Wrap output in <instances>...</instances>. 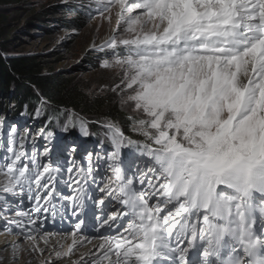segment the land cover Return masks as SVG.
<instances>
[{"label":"snow or ice","instance_id":"obj_1","mask_svg":"<svg viewBox=\"0 0 264 264\" xmlns=\"http://www.w3.org/2000/svg\"><path fill=\"white\" fill-rule=\"evenodd\" d=\"M96 8L111 34L93 47L111 50L101 67L119 70L111 91L119 89L128 123H101L112 147L107 174L98 153L78 162L81 145L41 152L15 126H0L5 232L42 253L37 236L47 245L54 235H41L43 221L70 206L72 243L57 257L98 240L83 264H264V0H96ZM66 111L63 131L79 120L91 135ZM9 197L30 207L14 210ZM88 202L100 211L91 235L82 232Z\"/></svg>","mask_w":264,"mask_h":264},{"label":"rangeland","instance_id":"obj_2","mask_svg":"<svg viewBox=\"0 0 264 264\" xmlns=\"http://www.w3.org/2000/svg\"><path fill=\"white\" fill-rule=\"evenodd\" d=\"M71 8L76 9L75 12H71L72 10H69ZM0 14H3L4 18H8L3 23L1 32L7 40L5 44L10 55L37 56L50 70L61 73L79 83L90 96H111L119 102L117 95L119 89L115 92L111 91L119 83V70L101 67L104 59H111L109 55L111 50L101 51L99 47H93V44L101 45L103 40L111 34L108 21L103 20L99 15L96 0H10L0 6ZM73 19L79 20L77 26L72 23ZM111 27H115V18H113ZM127 110L129 111V109ZM1 112L0 110V116ZM32 121L36 123L37 119L29 121V118L26 120L25 117L19 116L13 120L5 121L3 124H6L5 129L7 130L15 126L17 132L26 136L28 138L26 147H30L34 142L36 149L41 152L43 147L47 146L55 153L54 146L57 145L58 140L49 146L44 136L39 134L42 127L33 124ZM78 145L83 146L80 143ZM85 150V152H81L79 148L77 149L78 162L81 164L87 163L86 153L88 151L94 154L98 153L101 158L106 153L98 146L91 150ZM3 154V149L0 148V156ZM98 167L104 169L107 174L105 164L99 163ZM68 191L65 188V192ZM95 195L101 196L102 194L96 192ZM9 200L14 210L30 207L26 198L23 204H20L19 197H9ZM71 211L69 206L63 216L58 215L55 220L51 217L44 220L43 227L40 229L41 235L48 232L54 235L71 236L75 230L74 224L77 222L76 217L71 215ZM93 212L100 215L99 209L94 208L91 202H88L85 212L81 213L85 217L87 225L82 229L85 235L92 234L96 223L92 219ZM2 215L11 217L14 215V211L9 210ZM28 227L31 228V225ZM4 228L5 221L0 219V264H49V262L50 264H83L82 256L84 260H87L89 252H96L89 247L85 248L83 243L88 242L85 240L73 248L72 254L57 257L55 253L66 251V245H46L39 236H37V242L43 252H33L31 251L33 241L27 240L23 236L9 234L5 232ZM13 231L18 230L13 226ZM101 231L103 230L101 229ZM13 242L18 247H13ZM60 245L64 247L61 248Z\"/></svg>","mask_w":264,"mask_h":264},{"label":"trees","instance_id":"obj_3","mask_svg":"<svg viewBox=\"0 0 264 264\" xmlns=\"http://www.w3.org/2000/svg\"><path fill=\"white\" fill-rule=\"evenodd\" d=\"M8 2L10 0H0V6ZM69 10L75 12L76 9ZM7 19L0 14V120L21 115L33 120L38 118L36 111L40 109L42 114L38 119L42 120L39 123L45 138L51 142L54 137L61 136L62 142L67 145L75 144L79 137L85 142H94L98 136L106 142L105 129L101 126L106 117L118 120L122 125L128 123L129 111L121 108L111 96H90L79 83L50 70L37 56L10 55L6 49L7 40L1 32ZM72 23L77 26L79 20L73 19ZM42 101L45 103L42 104ZM66 110L83 118L91 135H82L79 120L77 127L63 131L60 122L68 114ZM124 130L126 135L136 138L127 127ZM49 132L52 133L50 137L47 136Z\"/></svg>","mask_w":264,"mask_h":264},{"label":"bare ground","instance_id":"obj_4","mask_svg":"<svg viewBox=\"0 0 264 264\" xmlns=\"http://www.w3.org/2000/svg\"><path fill=\"white\" fill-rule=\"evenodd\" d=\"M105 40V39H104ZM104 40H103V42H104ZM39 118V117H38ZM38 118H34V119H37V122L36 123H34L33 121V124H37L39 127H41V125H39L42 121L40 120V119H38ZM25 119L27 120V117H25ZM29 121H31L30 119H29ZM40 122V123H39ZM54 123L55 124H57V122H55L54 121ZM44 132V131H43ZM43 136H45V135H43ZM57 139V138H56ZM48 143V142H47ZM49 144V143H48ZM49 146H52V145H50L49 144ZM84 146V145H83ZM87 149L88 150H91L92 148L91 147H87ZM104 154V153H103ZM107 152L104 154V156H107ZM66 238V239H65ZM47 239H48V244H52V245H55V244H64V245H66V247H68L69 245H71V243H72V236H65V235H62V234H60V235H52V236H50V237H47ZM41 240H43V239H41ZM44 241V240H43ZM83 243V242H82ZM99 243V241L98 240H93L91 243H89V242H86V243H83V244H85L84 246H85V248H91V249H94L95 251H97L98 249L97 248H95L94 247V245L95 244H98Z\"/></svg>","mask_w":264,"mask_h":264}]
</instances>
